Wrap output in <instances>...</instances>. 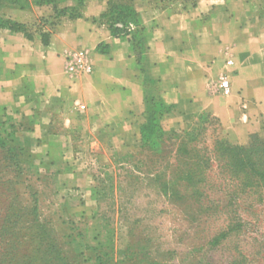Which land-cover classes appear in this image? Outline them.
Masks as SVG:
<instances>
[{
	"label": "crops",
	"instance_id": "0c3cea01",
	"mask_svg": "<svg viewBox=\"0 0 264 264\" xmlns=\"http://www.w3.org/2000/svg\"><path fill=\"white\" fill-rule=\"evenodd\" d=\"M109 2L83 0L79 18L66 13L48 25L42 20L79 0L5 10L27 27V34L0 28V138L7 148L88 198L92 168L140 149L150 122L174 134L205 115L233 145L261 132L264 0H132L138 28L125 37L106 25ZM82 50L93 71L71 76L65 57ZM226 60L231 94L224 97L216 82Z\"/></svg>",
	"mask_w": 264,
	"mask_h": 264
},
{
	"label": "rangeland",
	"instance_id": "374dc122",
	"mask_svg": "<svg viewBox=\"0 0 264 264\" xmlns=\"http://www.w3.org/2000/svg\"><path fill=\"white\" fill-rule=\"evenodd\" d=\"M252 138L264 142V125L233 145L205 115L162 137L149 127L142 149L92 168L88 198L0 142V264H264V186L242 192L213 152L217 140L245 148ZM191 142L209 160L205 184L191 200L170 201L157 184Z\"/></svg>",
	"mask_w": 264,
	"mask_h": 264
},
{
	"label": "trees",
	"instance_id": "16d2710c",
	"mask_svg": "<svg viewBox=\"0 0 264 264\" xmlns=\"http://www.w3.org/2000/svg\"><path fill=\"white\" fill-rule=\"evenodd\" d=\"M57 1L59 0H34L30 4L28 0H0V28L27 34L25 25L7 19L3 12L12 8L23 11L28 9L30 5H54ZM82 2L83 0H79L78 6L74 9L54 11V14L62 17L68 13V16L72 19L79 18ZM103 18L106 20L110 32L116 37L128 36L130 31L138 28L137 15L132 7V0H124L121 4L110 0ZM43 42H47V35H43ZM149 127L158 130L161 137L166 135L156 123L150 122L142 128L140 149L146 143V140L143 139L144 130ZM183 137H188V135L186 134ZM252 140L254 141H251L250 145L245 148L234 147L225 141L217 140L213 150L215 153L214 160L218 163L220 169L238 183L242 192L258 189L260 184L264 186V142L256 140V138H252ZM0 142L3 146H6V143L1 139ZM190 144L192 145L193 142ZM7 149L10 153L16 152L14 148ZM199 153L200 151L195 149L193 145L189 147L184 143L179 147L177 167L172 172L170 170V175L167 180L165 179V182L157 184V190L165 198L170 201L182 202L199 196V191L205 184L206 169L209 167V160L201 159ZM18 154L20 155V153ZM169 169H172V167L167 168V170ZM225 236L226 234L223 233L219 236V239Z\"/></svg>",
	"mask_w": 264,
	"mask_h": 264
},
{
	"label": "built area",
	"instance_id": "2783aa9c",
	"mask_svg": "<svg viewBox=\"0 0 264 264\" xmlns=\"http://www.w3.org/2000/svg\"><path fill=\"white\" fill-rule=\"evenodd\" d=\"M66 72L74 77H85L92 73L93 66L85 51L70 53L65 57ZM232 61L226 60L224 69L216 82V91L219 95L227 97L231 94L230 69Z\"/></svg>",
	"mask_w": 264,
	"mask_h": 264
}]
</instances>
